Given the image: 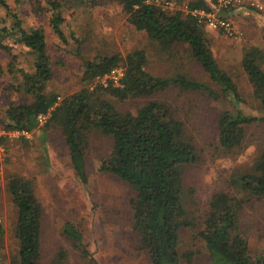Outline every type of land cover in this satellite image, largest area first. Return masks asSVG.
<instances>
[{
    "label": "trees",
    "instance_id": "16d2710c",
    "mask_svg": "<svg viewBox=\"0 0 264 264\" xmlns=\"http://www.w3.org/2000/svg\"><path fill=\"white\" fill-rule=\"evenodd\" d=\"M19 2V0H14ZM24 1V0H21ZM34 14L45 2L49 11V25L57 36L66 41L61 23V0H25ZM182 1V0H176ZM126 15V21L137 30L158 42L162 49L175 44L188 46L193 58L209 76V82L192 80L177 74L173 77L155 76L145 68L143 49H134L125 56L120 54L96 55L85 59L81 77L82 87L58 101L56 93L47 91L52 78V66L47 52L42 27L25 26L17 12L0 0L8 20H0V49L10 54L13 44L23 46L32 54L31 71L16 68L11 71L22 78L18 89L31 96L27 103L10 104L0 127L4 131H32L37 126L36 116L51 111L46 123L55 124L61 131L68 149L74 177L81 184L88 183L86 156L89 138L99 132L111 140V149L101 158L98 171L112 174L128 183L135 191L130 199L131 227L139 241V249L151 264H182V256L189 261L191 253L179 252L180 230H196L203 243L206 264H264V256L253 257L246 236L238 232V214L246 196L264 195V147L256 152L251 165L236 173L231 183L237 192L212 194L204 219L198 224L190 210V201L184 186L183 173L187 165L198 160L195 145L185 134V126L171 109L159 99L146 100L135 112L119 110L107 97L119 101L128 97L148 98L170 84L188 90L206 92L214 99H227L233 107L223 109L217 118L218 141L222 148L242 150L246 127L264 123V69L260 62L264 53L249 46L241 59L242 69L252 86L253 97L258 101L259 114L245 113L237 104L241 95L231 77L217 64L203 26L180 10L162 9L154 0H117ZM214 0H189V8L210 9ZM122 68L118 85L90 84L96 76ZM90 84V85H89ZM7 191L15 209L13 234L17 243L11 264H47L42 254V205L35 193L32 180L12 175ZM237 228V229H236ZM4 227L0 223V249ZM61 236L72 247L80 248L90 256L82 232L75 224L66 221ZM67 250L59 248L48 264H63ZM0 264H3L0 253Z\"/></svg>",
    "mask_w": 264,
    "mask_h": 264
},
{
    "label": "rangeland",
    "instance_id": "374dc122",
    "mask_svg": "<svg viewBox=\"0 0 264 264\" xmlns=\"http://www.w3.org/2000/svg\"><path fill=\"white\" fill-rule=\"evenodd\" d=\"M188 1L177 2L186 4ZM241 1L232 13L235 25L243 32L241 40L229 38L218 30L203 29L217 64L238 88L241 101L237 107L245 113L257 115L259 104L253 97L241 59L249 46L264 53V0ZM61 2L65 42L49 25L50 14L44 1L39 4L38 14H34L25 0H7L8 7L19 14L25 26L43 28L53 73L46 89L56 93L58 101L82 87L85 59L96 55L125 56L134 49L144 50L145 68L155 76L170 78L180 74L192 80L210 81L187 45L175 44L162 49L144 31L126 21L117 0ZM6 14V9L0 6V20L7 21ZM31 60L32 54L23 46L13 44L10 54L0 49V118L4 117L10 104L31 100L30 95L18 89L22 78L10 68L12 61L16 68L31 71ZM260 64L264 69V60ZM96 82L94 78L90 84ZM107 98L119 110L131 112L146 100L159 99L168 103L183 121L185 134L198 154V160L187 165L183 173L189 208L198 224L204 219L213 193L226 191L245 195L243 191L237 192L231 179L236 173L246 171L256 152L264 147V123L246 127L245 147L241 151L222 148L218 141L217 118L223 109L233 107L228 97L214 99L206 92L170 84L148 98L128 97L123 101L113 96ZM51 111L45 121L37 122L36 128L25 134L4 131L0 127V223L5 230L0 253L3 264H11L17 250L13 234L15 209L7 191V181L12 175L32 180L42 205L41 248L45 263L50 262L59 248H65L68 256L63 264H151L139 249L137 235L131 227L130 199L135 191L118 177L98 171L101 158L111 149V140L99 132L91 134L86 156L88 183L81 185L74 177L60 129L55 124H46ZM245 198L236 222L237 231L246 236L253 257L264 256V195ZM66 221L75 224L82 232L90 256H84L80 248L72 247L61 236ZM179 252L181 256L191 253L189 261L182 256V264L207 262L205 248L196 230H180Z\"/></svg>",
    "mask_w": 264,
    "mask_h": 264
},
{
    "label": "built area",
    "instance_id": "2783aa9c",
    "mask_svg": "<svg viewBox=\"0 0 264 264\" xmlns=\"http://www.w3.org/2000/svg\"><path fill=\"white\" fill-rule=\"evenodd\" d=\"M154 2L161 6L162 9L180 10L185 15L188 14L193 17L196 22L209 30H218L225 34L227 37L241 40L243 32L235 25L232 18V11L234 8L241 4V0H214L210 9L204 8H189L186 4H179L176 0H154ZM255 4V3H251ZM123 76L122 68H114L109 73L102 76H96V84L107 86L109 82L113 85H118L120 78ZM95 84V85H96ZM94 85H91L93 87ZM52 110V109H51ZM50 110V111H51ZM50 111L44 114H38L36 121H45L50 114ZM17 134H25L26 130H11Z\"/></svg>",
    "mask_w": 264,
    "mask_h": 264
},
{
    "label": "crops",
    "instance_id": "0c3cea01",
    "mask_svg": "<svg viewBox=\"0 0 264 264\" xmlns=\"http://www.w3.org/2000/svg\"><path fill=\"white\" fill-rule=\"evenodd\" d=\"M234 9H236V8H234ZM233 11H235V10H233ZM233 11H232V13H233ZM234 22H235V21H234ZM211 33H212V32H211ZM213 34H214V35H216V33H215V32H213Z\"/></svg>",
    "mask_w": 264,
    "mask_h": 264
}]
</instances>
